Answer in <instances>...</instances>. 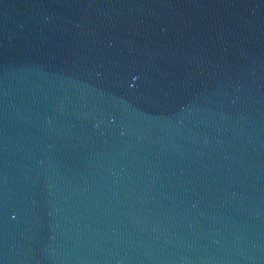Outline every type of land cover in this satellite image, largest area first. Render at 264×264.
I'll list each match as a JSON object with an SVG mask.
<instances>
[{
    "label": "water",
    "instance_id": "95a60500",
    "mask_svg": "<svg viewBox=\"0 0 264 264\" xmlns=\"http://www.w3.org/2000/svg\"><path fill=\"white\" fill-rule=\"evenodd\" d=\"M0 264H264V0H0Z\"/></svg>",
    "mask_w": 264,
    "mask_h": 264
}]
</instances>
